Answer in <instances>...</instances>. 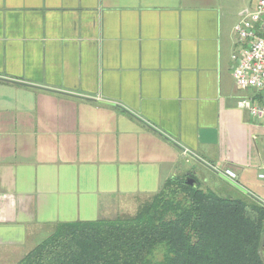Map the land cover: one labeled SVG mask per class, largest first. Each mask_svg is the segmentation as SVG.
<instances>
[{
  "label": "crops",
  "instance_id": "obj_1",
  "mask_svg": "<svg viewBox=\"0 0 264 264\" xmlns=\"http://www.w3.org/2000/svg\"><path fill=\"white\" fill-rule=\"evenodd\" d=\"M251 4L0 0V264L175 176L264 203V120L231 68Z\"/></svg>",
  "mask_w": 264,
  "mask_h": 264
},
{
  "label": "trees",
  "instance_id": "obj_2",
  "mask_svg": "<svg viewBox=\"0 0 264 264\" xmlns=\"http://www.w3.org/2000/svg\"><path fill=\"white\" fill-rule=\"evenodd\" d=\"M263 247V206L175 176L134 213L58 224L17 264H264Z\"/></svg>",
  "mask_w": 264,
  "mask_h": 264
},
{
  "label": "built area",
  "instance_id": "obj_3",
  "mask_svg": "<svg viewBox=\"0 0 264 264\" xmlns=\"http://www.w3.org/2000/svg\"><path fill=\"white\" fill-rule=\"evenodd\" d=\"M253 9L234 26V34L240 48L231 55L232 77L239 91H251V97H243L238 109L252 119L264 120V0H254ZM224 176L235 180L233 171L224 170ZM258 179L264 180V166Z\"/></svg>",
  "mask_w": 264,
  "mask_h": 264
},
{
  "label": "rangeland",
  "instance_id": "obj_4",
  "mask_svg": "<svg viewBox=\"0 0 264 264\" xmlns=\"http://www.w3.org/2000/svg\"><path fill=\"white\" fill-rule=\"evenodd\" d=\"M250 1L252 2L251 9H253L255 1L254 0H250ZM217 184L219 185V189H225L226 188V186L224 184H219V183H217ZM200 187H201V189L207 191V189H206V187L204 185H200ZM134 211H135V209H132V210H129L128 213L131 214V213H134ZM261 252H262V259L264 260V247L262 248ZM165 253H166V250L163 247L158 248L154 252V255L152 257V262L153 263L162 262L164 257H165Z\"/></svg>",
  "mask_w": 264,
  "mask_h": 264
},
{
  "label": "water",
  "instance_id": "obj_5",
  "mask_svg": "<svg viewBox=\"0 0 264 264\" xmlns=\"http://www.w3.org/2000/svg\"><path fill=\"white\" fill-rule=\"evenodd\" d=\"M204 166H206L207 168L210 169V167H208L206 164H205ZM194 183H195L194 179H192V178H190V177H187V178H186V184H187V185L191 186V185H194ZM253 199H254V198H253ZM254 201L257 202L259 205H261V206L264 207V203L258 201L257 199H254Z\"/></svg>",
  "mask_w": 264,
  "mask_h": 264
}]
</instances>
